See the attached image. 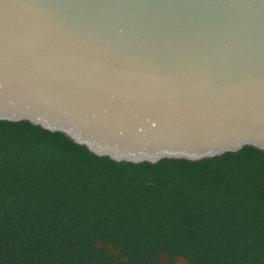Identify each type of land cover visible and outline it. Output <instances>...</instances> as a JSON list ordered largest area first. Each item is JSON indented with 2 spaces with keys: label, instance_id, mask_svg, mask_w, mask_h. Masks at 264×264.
Returning <instances> with one entry per match:
<instances>
[{
  "label": "water",
  "instance_id": "water-1",
  "mask_svg": "<svg viewBox=\"0 0 264 264\" xmlns=\"http://www.w3.org/2000/svg\"><path fill=\"white\" fill-rule=\"evenodd\" d=\"M0 124L115 164L264 152V0H0Z\"/></svg>",
  "mask_w": 264,
  "mask_h": 264
},
{
  "label": "trees",
  "instance_id": "trees-1",
  "mask_svg": "<svg viewBox=\"0 0 264 264\" xmlns=\"http://www.w3.org/2000/svg\"><path fill=\"white\" fill-rule=\"evenodd\" d=\"M264 264V152L115 164L0 124V264Z\"/></svg>",
  "mask_w": 264,
  "mask_h": 264
}]
</instances>
